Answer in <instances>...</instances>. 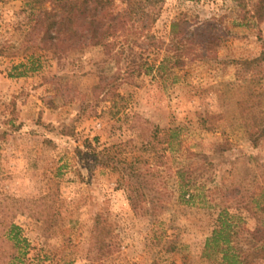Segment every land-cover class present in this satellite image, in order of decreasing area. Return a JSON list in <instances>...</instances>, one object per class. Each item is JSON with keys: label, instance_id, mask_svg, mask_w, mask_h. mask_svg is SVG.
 <instances>
[{"label": "rangeland", "instance_id": "374dc122", "mask_svg": "<svg viewBox=\"0 0 264 264\" xmlns=\"http://www.w3.org/2000/svg\"><path fill=\"white\" fill-rule=\"evenodd\" d=\"M242 1L165 0L154 47L58 56L32 33L33 0H0V204L24 207L12 218L27 243L20 264H221L205 250L220 208L264 197V137L254 146L244 128L246 116L264 122V63L239 64L264 51V18L252 16L259 0ZM176 56L183 64L168 71ZM164 58L163 76L126 71ZM20 64L39 70L16 76ZM85 141L115 147L143 188L127 186L129 170L88 169L77 156ZM242 216L264 226L261 213ZM249 262L264 264V251Z\"/></svg>", "mask_w": 264, "mask_h": 264}, {"label": "trees", "instance_id": "16d2710c", "mask_svg": "<svg viewBox=\"0 0 264 264\" xmlns=\"http://www.w3.org/2000/svg\"><path fill=\"white\" fill-rule=\"evenodd\" d=\"M165 0H33L38 14L34 18L32 33L39 36V41L44 44L45 49L54 55L60 56L71 52L80 51L86 47L99 48L110 54L112 47L119 45L122 50L117 54L125 52L123 47L129 48L130 53L138 49L145 51L155 46L156 38L149 33V30L159 17L161 7ZM238 7L243 8L242 0H233ZM264 0L254 6L252 16L257 20L264 18ZM46 3L50 4V9L44 8ZM183 25V21L172 23V30L176 31ZM182 37V36H181ZM194 34L189 37L178 39L174 45L187 46L193 43ZM158 48V47H157ZM169 58L162 59L158 66L153 64H139L127 68V72L139 73L142 68L145 73L152 70L163 76L169 70L176 69L183 64V61L176 56L171 67H167ZM264 63V51L250 61H242L246 70L259 68ZM24 68L16 76H24L28 72H35L39 67H25L20 64L15 70ZM121 75L111 77L112 81L120 80ZM116 97H119L116 95ZM245 103H240V108ZM244 109V108H243ZM241 108V110H243ZM242 111H240L241 113ZM242 114V113H241ZM243 116V115H242ZM252 123H244L250 140L257 146L260 138L264 137V122L258 124L254 117L246 116ZM143 146V145H142ZM115 147L103 148L97 151L91 142L85 141L83 150L77 149V156L84 162L86 167H101L112 171H130V177L135 188L130 181L127 186L134 190L143 188L142 173L134 166L126 165V161L121 159ZM131 165V164H130ZM129 168V169H127ZM132 174V175H130ZM127 176V175H126ZM179 196L182 203L190 204L194 199L193 186L188 181L183 183L180 172L178 173ZM129 182V183H128ZM237 195V191L231 190L229 195ZM228 195V196H229ZM235 195V196H236ZM198 196V195H197ZM230 198V196L228 197ZM12 204H0V262L1 264H20L26 254L27 243L22 237L21 229L12 218L23 213L21 202L11 200ZM238 207V206H237ZM236 213H230L227 207H221L215 220V227L209 238L205 242V250H214L220 255L221 264H249V259H254L259 251H264V226L258 220L254 227L246 228V220L242 216L243 212L257 215H264V197L262 200L250 197L245 207H238ZM249 246L247 250L241 247L242 242ZM104 244V241H103ZM262 246V247H261ZM104 248H109L106 244Z\"/></svg>", "mask_w": 264, "mask_h": 264}]
</instances>
